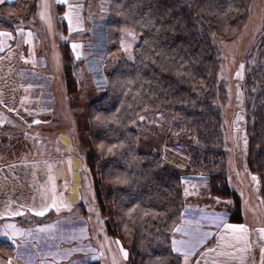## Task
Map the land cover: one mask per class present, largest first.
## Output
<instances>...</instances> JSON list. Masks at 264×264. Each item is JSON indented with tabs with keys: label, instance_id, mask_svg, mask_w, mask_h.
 Wrapping results in <instances>:
<instances>
[{
	"label": "trees",
	"instance_id": "obj_1",
	"mask_svg": "<svg viewBox=\"0 0 264 264\" xmlns=\"http://www.w3.org/2000/svg\"><path fill=\"white\" fill-rule=\"evenodd\" d=\"M250 3L112 0L107 54L113 68L106 71L105 93L88 106L90 148L84 163L106 233L125 245L128 264H182L172 248V235L186 203L185 174H207L210 193L230 202L228 221L243 222L241 194L227 175L229 149L222 109L227 88L220 76L222 57L214 38L229 39L239 33L248 19ZM36 8V0L0 4V28L12 29L20 20L29 21ZM124 30L140 35L132 60L122 47ZM61 48L64 85L73 96L79 91L73 68L76 61L68 42ZM242 87L243 168L257 179L252 184L264 226V30L246 60ZM154 112L186 123L185 167L141 147L134 125L143 114ZM169 157L173 160L174 154ZM4 245L12 252L10 244ZM89 264L102 263L93 260Z\"/></svg>",
	"mask_w": 264,
	"mask_h": 264
},
{
	"label": "rangeland",
	"instance_id": "obj_2",
	"mask_svg": "<svg viewBox=\"0 0 264 264\" xmlns=\"http://www.w3.org/2000/svg\"><path fill=\"white\" fill-rule=\"evenodd\" d=\"M111 3L112 0H37L34 16L29 21L17 22H34L39 24L43 32H40V42L47 54L37 57L33 70L28 71L32 74L28 73V78L42 82V105L53 109L59 116L61 125H69L71 118H74L73 115L70 117V113H80L83 106L87 107L105 93L106 71L113 68L112 57L109 60L107 49L104 54H98L99 68L94 69L88 63L89 58L83 56V51L90 48V44L92 47L93 42L99 43L102 35L106 43V34H102L101 30L97 31L98 29L94 31L93 28L100 20L108 23ZM263 30L264 0H251L248 19L240 32L229 39L214 38L222 57L220 76L227 88V99L222 103V109L224 137L229 149L228 180L230 174L232 177L229 183L240 192L248 219L259 221L260 224L263 221L252 184L257 179H253L254 176L243 168L246 143L242 79L248 55ZM139 38L140 35L135 32L123 31L121 43L129 60L134 58V45ZM63 42L71 45L76 61L73 68L79 91L73 96L67 94L64 85L65 63L61 51ZM27 70L28 68H24L23 72ZM6 118L7 111L0 106V126L4 125ZM134 127L140 133L143 149L160 152L170 164L181 168L187 165V156L182 155L187 152L189 138L186 123L168 113L154 112L143 114ZM172 154L173 160L169 157ZM86 172L88 181L84 180L82 186L86 214L67 217L47 214L48 216L30 221L6 217L0 221V228L6 227L9 232L10 241L8 239L7 243L12 247V258L3 260V264H89L93 260H99L102 264H128L125 245L118 237L106 233L92 179L89 172ZM208 179L205 173H188L183 178L186 203L179 226L175 230L177 239L172 237V247L175 245L179 248L182 238H187L189 242L191 240L193 246L190 253H184L180 248L179 252L176 251L181 256L182 264H193L200 249L214 240L218 225L212 222L228 221L230 202L215 198L210 193ZM67 218H75L77 222L68 223ZM79 218L83 220L79 221ZM197 232L201 233L200 238L199 235L196 236Z\"/></svg>",
	"mask_w": 264,
	"mask_h": 264
},
{
	"label": "crops",
	"instance_id": "obj_3",
	"mask_svg": "<svg viewBox=\"0 0 264 264\" xmlns=\"http://www.w3.org/2000/svg\"><path fill=\"white\" fill-rule=\"evenodd\" d=\"M95 25L94 31L106 34V43L102 35L99 43L93 42L83 51V56L89 58L92 68L98 69L97 56L107 49V22L100 20ZM40 32L43 33L39 24L34 22L0 28V33H7L0 35V106L7 111L4 125L0 126V221L6 217L30 221L47 214L67 217L87 212L82 186L84 180L88 181L84 155L90 148L89 105L78 114L70 113L74 118L67 126L60 124L52 108L42 105V82L28 78L37 57L47 54L42 49ZM24 68L28 70L23 72ZM231 177L229 174L230 181ZM41 211L44 215H36ZM17 212L22 214L13 215ZM242 213V223L212 222L218 225L214 240L200 249L193 264H263V223L248 219L243 202ZM225 225H244L245 230ZM200 232L195 233L199 238ZM175 233L173 239L177 237ZM6 238L0 232L1 264L12 258L8 245H4ZM186 239L182 238L178 247L190 253L193 243ZM173 247L176 253L177 247Z\"/></svg>",
	"mask_w": 264,
	"mask_h": 264
},
{
	"label": "snow or ice",
	"instance_id": "obj_4",
	"mask_svg": "<svg viewBox=\"0 0 264 264\" xmlns=\"http://www.w3.org/2000/svg\"><path fill=\"white\" fill-rule=\"evenodd\" d=\"M4 2H5V0H0V4H3ZM0 35H7V33H0ZM253 179H255V177H253ZM21 214L22 213H19V212L13 213V215H21ZM36 215H44V212L43 211L37 212ZM225 227L231 228L233 230H239V231H244L245 230L244 225H225ZM177 231H179V229H177ZM261 231H264V230H261ZM5 235H7V234L5 233ZM175 251L179 252L180 249L179 248H175ZM126 255L127 254L125 253V256ZM185 258L187 259V254H185Z\"/></svg>",
	"mask_w": 264,
	"mask_h": 264
},
{
	"label": "built area",
	"instance_id": "obj_5",
	"mask_svg": "<svg viewBox=\"0 0 264 264\" xmlns=\"http://www.w3.org/2000/svg\"><path fill=\"white\" fill-rule=\"evenodd\" d=\"M31 70H33V68H30L29 69V71H31ZM28 73H30L31 74V72H28ZM32 75V74H31ZM66 220H68L69 222L68 223H76L77 222V220L75 219V218H72V219H66ZM66 220H62V221H66ZM79 221H81V220H83L82 218H79L78 219ZM6 227H1L0 228V232H4V233H6L7 234V239H9L10 240V235H9V232H7V230L5 229Z\"/></svg>",
	"mask_w": 264,
	"mask_h": 264
}]
</instances>
